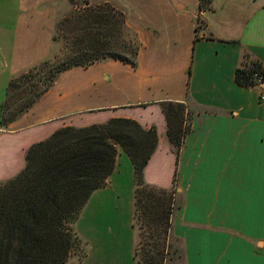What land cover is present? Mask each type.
<instances>
[{"label":"crops","instance_id":"crops-1","mask_svg":"<svg viewBox=\"0 0 264 264\" xmlns=\"http://www.w3.org/2000/svg\"><path fill=\"white\" fill-rule=\"evenodd\" d=\"M59 1L0 0V106L13 78L50 58ZM105 1L124 8L137 34V66L110 60L64 72L22 118L0 125V168L9 163L3 180L25 168L32 145L62 128L133 120L158 134L145 182L176 184L182 198L171 233L183 264H264V89L235 80L244 51L264 64V0H214L207 13L199 0ZM186 101L190 133L176 157L162 104ZM134 193V166L119 148L114 173L78 225L95 223L116 194L127 200V221L108 216L100 221L117 224L100 231L92 224L100 249L94 244L86 261L67 264H137Z\"/></svg>","mask_w":264,"mask_h":264},{"label":"trees","instance_id":"trees-1","mask_svg":"<svg viewBox=\"0 0 264 264\" xmlns=\"http://www.w3.org/2000/svg\"><path fill=\"white\" fill-rule=\"evenodd\" d=\"M199 12L214 10V0H199ZM197 39L204 22L197 19ZM67 45L13 78L0 106V125L7 129L28 113L72 69H87L104 61H120L135 68L140 50L137 34L127 25L126 14L112 4L93 6L57 24ZM203 34V33H202ZM201 34V35H202ZM235 80L246 88L264 85V64L247 51L242 53ZM189 103H163L168 138L179 156L190 133ZM158 147L156 128L145 130L138 122L113 119L86 128L66 127L32 145L20 174L0 183V264H67L75 255L87 257V243L75 227L91 196L105 188L114 173L122 148L134 166L135 219L148 227L155 257L139 264H164L172 231L175 191L145 182V169Z\"/></svg>","mask_w":264,"mask_h":264},{"label":"rangeland","instance_id":"rangeland-1","mask_svg":"<svg viewBox=\"0 0 264 264\" xmlns=\"http://www.w3.org/2000/svg\"><path fill=\"white\" fill-rule=\"evenodd\" d=\"M86 2H89L91 5L93 6H97V5H104L107 1L105 0H98V1H91V0H60L58 2L57 8H58V12H57V20H56V26H55V31H54V35L59 36V41L57 44H55L54 50L59 52V50L63 49L66 45H67V41L65 40L64 33L60 32V30H57V24L59 22H61L62 20L66 19V18H70V17H74L75 13H77L78 11H83V6ZM110 4H112L118 11H122L124 12V8L114 4L112 2H108ZM54 45V44H53ZM163 110V109H162ZM173 150H174V154L177 157V151L176 149L172 146ZM4 164V168H0V183L1 182H6L9 181L11 179H14L15 177H17L20 173H18L15 177L10 178V179H6L3 180V178L7 175L6 171H5V166L8 165ZM26 166V165H25ZM23 171V170H22ZM9 174V173H8ZM169 191H175L176 192V187H172L171 189H169ZM175 197V206H180V204L182 203V198L178 197L177 195L174 194ZM126 199L123 197L119 198L117 197V194L114 195L112 197V204H114L113 206H110L108 208H106L104 211L99 210L95 216H96V222L92 223L89 219H87V221H84L81 225H78L79 222L76 224L75 230L77 232V234L87 243V256L88 253L91 251V248H93L94 244L96 246V249H100L99 247V243L97 240H95V238H91L92 235L94 234V231L92 230V224L94 225L95 230H99L102 229V227H107L110 224H117L115 222H107L104 223L102 221H100L101 219H106L108 216H110V218L112 220L115 219V216H119L118 222L120 224H123V221L126 223L127 221V217H128V204L126 203ZM135 202V200H134ZM134 211H135V205H134V210H133V230L135 232V247H134V260L137 262V264H139L138 262L140 260H145V255H144V248L146 246V244H151L152 246L148 245L147 247V251L148 252V257H155L157 254L153 251V239L149 238L150 232L148 231V227H146L145 225H141L134 216ZM125 219V220H123ZM108 228V227H107ZM79 229V230H78ZM116 229V228H114ZM85 234V235H84ZM171 235H169L168 237V241H167V245H166V250H165V261L164 264H183L182 261V248L180 243H178L172 236V233L170 232ZM94 242V243H93ZM87 258V257H86ZM78 259L79 256L75 255L74 257H72V259L69 261H75L78 263ZM86 261V259L84 260Z\"/></svg>","mask_w":264,"mask_h":264},{"label":"water","instance_id":"water-1","mask_svg":"<svg viewBox=\"0 0 264 264\" xmlns=\"http://www.w3.org/2000/svg\"><path fill=\"white\" fill-rule=\"evenodd\" d=\"M262 88L264 89V85H262Z\"/></svg>","mask_w":264,"mask_h":264}]
</instances>
